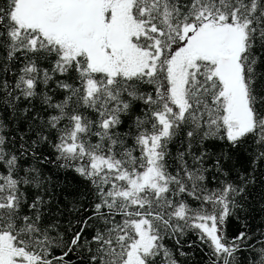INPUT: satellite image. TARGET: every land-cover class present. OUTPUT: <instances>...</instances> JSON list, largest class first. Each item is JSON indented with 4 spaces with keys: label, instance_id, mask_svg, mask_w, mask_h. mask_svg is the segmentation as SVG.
Wrapping results in <instances>:
<instances>
[{
    "label": "snow or ice",
    "instance_id": "6c2138e0",
    "mask_svg": "<svg viewBox=\"0 0 264 264\" xmlns=\"http://www.w3.org/2000/svg\"><path fill=\"white\" fill-rule=\"evenodd\" d=\"M0 264H264V0H0Z\"/></svg>",
    "mask_w": 264,
    "mask_h": 264
},
{
    "label": "trees",
    "instance_id": "16d2710c",
    "mask_svg": "<svg viewBox=\"0 0 264 264\" xmlns=\"http://www.w3.org/2000/svg\"><path fill=\"white\" fill-rule=\"evenodd\" d=\"M61 182H66L68 187V192H70L72 189L77 187L76 181L72 178L71 174H69L67 177L61 176L60 177ZM59 191V190H58ZM68 192H65V196H68ZM70 199L71 197L68 196ZM256 223H259V218H257Z\"/></svg>",
    "mask_w": 264,
    "mask_h": 264
}]
</instances>
